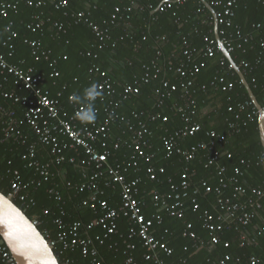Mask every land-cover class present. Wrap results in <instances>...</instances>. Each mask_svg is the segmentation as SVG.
<instances>
[{
  "label": "built area",
  "instance_id": "built-area-1",
  "mask_svg": "<svg viewBox=\"0 0 264 264\" xmlns=\"http://www.w3.org/2000/svg\"><path fill=\"white\" fill-rule=\"evenodd\" d=\"M72 0H0V21L9 18L12 12H18L19 5L24 2L28 6L37 9L44 8L48 4L53 5L58 10H66L70 7ZM160 4L154 12L169 13L177 15L178 8L187 0H158ZM263 1L264 0H260ZM237 0H220L213 2L219 10L213 15L214 28L202 33L201 44L195 45L189 38L184 36L181 42L180 51H175L169 60V70L175 76V81L162 78L163 66L161 62L162 52L158 51L157 56L150 63L145 64L143 74L137 76L133 83L123 86L119 97H115L117 89L109 79L106 70L94 63L89 69L94 81L102 92V96L95 101L96 120L91 123H84L76 118L75 113L83 107L81 104L73 103L71 98L76 93H71L66 97L68 102L65 106L62 102L63 93L68 89V84H63L57 88L56 78L60 76V71L55 68L58 59L52 58L53 51L44 46L40 38L27 40L32 47V54L36 61L45 60L50 62L53 71L48 83L44 74L38 73L34 66L12 63L8 56L13 55L15 48L13 39L17 32L13 31L4 41L3 45L8 48V53L0 50V96L11 104L8 107L0 106V143L11 144L13 151L18 146L24 150L19 153L21 167L15 165L12 158L4 161L0 160V180L8 178L6 196L21 206L25 211L33 210L37 206L35 191L42 188L44 184L50 182L56 175L55 169L63 163L68 162L73 165H82L85 171L78 181H67V187L85 194L81 201V206L90 209L97 217L90 222L79 220H66L64 217H57L54 224L57 228L55 238L50 230L45 231L46 238L58 246L60 262L69 264L70 252L79 250L84 259H89L91 264H103L99 258L98 245H106L107 240L111 241L110 248L118 246L119 241L114 240V236L127 244L125 251L127 264H139L135 256L129 253L136 246L134 240L142 243L145 253V260L150 264H169L160 257L162 251L167 255L173 254V248L156 236V227L164 221L165 215L183 219L186 215V203L184 192L190 187V171L187 169L178 183L168 180V189L163 192L155 190L152 192L151 203L153 206L152 217H147L144 213V203L137 195L139 188L128 180V173L131 168H140L141 161L148 163L146 174L150 180H160L166 173V168L152 163L155 153L152 149V129L143 120L148 116L151 122L167 123L168 115L161 112H133L130 118H123L120 115V105L123 101L130 99L133 95H138L144 85L154 81L159 83L156 86L158 97L157 107H166L167 100L176 99L170 107L175 108L181 121V125L174 130L165 129L169 134L163 138V146L167 156L176 155L182 161L192 162L199 153L207 156L206 167L216 169V184L202 179L198 186L193 189L191 204L193 210L198 208V197L204 193L215 194L216 212L209 210L203 214V227L209 232V239L204 241L193 230L191 222L186 223L183 236L193 239L198 248L208 247L213 251L218 245L230 247V242L222 238L226 223L235 222L243 227L240 233V246L247 243H257V238L251 236L248 227L256 219L261 210L264 209V180L253 186L249 191L241 183V178L251 167V162L243 161V165L235 168L231 175H228L227 167L222 163L223 157L232 158L233 152L226 147L230 137H234L241 128L246 127L254 117L259 114L257 108L248 113L246 117L241 114L236 115V120L229 122L227 132L210 130L207 133V140H198L193 144H187L191 137H195L203 130V125L199 121L197 111L196 95L198 91H207V85L197 87V75L207 66L209 60L217 58L219 69L213 77L210 85L215 89H221L228 93L235 87V81L230 80L229 71L234 70V65L223 54L219 40L216 37V19L218 23V36L227 51L235 53L243 50L244 46L253 40V35L247 34L235 23ZM138 5V0H124L122 4L114 6L109 17L101 22L92 20L90 10L74 11L65 13L69 21L53 20L44 11L33 16V20L28 23V28L33 33L42 32L47 23H51L58 32H67L72 23L85 22L89 24L96 36L95 48L85 52L87 57L98 59L99 50L105 49L113 40L114 29L128 23L133 12ZM153 9V4L149 5ZM176 10V11H175ZM262 24H257V29L262 28ZM11 30V29H10ZM9 30V31H10ZM198 32V30H197ZM215 33V37L212 33ZM123 37V36H122ZM165 39V38H164ZM263 51L258 62L264 59ZM160 58V59H159ZM64 59H67L65 56ZM176 59L178 63H176ZM244 68L252 71L254 66L247 58L241 60ZM233 72V73H234ZM77 79H75L76 81ZM256 79L254 78L253 81ZM57 88L56 94L53 87ZM55 92V91H54ZM211 96V95H210ZM227 102L229 110L234 111L233 97L228 95ZM220 104V103H219ZM264 107V106H263ZM136 122H134L135 120ZM123 129V134H128V146L131 155L126 160L119 159L116 151L120 150L122 139L116 137L115 130ZM161 129L163 127L160 126ZM122 135V133H121ZM70 153L71 155H69ZM48 157L47 160L44 156ZM260 161L264 163V160ZM119 188V196L110 200L105 197L106 189ZM49 194L60 200V192L54 188H48ZM226 191H230L228 194ZM49 213V210H45ZM62 215L66 216L65 210ZM40 214L35 213L32 218L37 224L40 223ZM126 219L128 224L127 235L120 230L121 220ZM96 227H102L105 234L92 236L86 233ZM259 235L264 234V226L260 229ZM233 260L231 254L209 257L204 264H229ZM237 262L241 258H235ZM186 263V261H184ZM260 258L252 255L248 264H259ZM0 264H18L10 249L1 243L0 235Z\"/></svg>",
  "mask_w": 264,
  "mask_h": 264
},
{
  "label": "trees",
  "instance_id": "trees-1",
  "mask_svg": "<svg viewBox=\"0 0 264 264\" xmlns=\"http://www.w3.org/2000/svg\"><path fill=\"white\" fill-rule=\"evenodd\" d=\"M123 0H72L70 7L66 10H58L53 5L48 4L44 8L37 9L21 2L18 12H12L9 18L0 21V50L8 53V48L3 45L8 36L13 32H17V36L13 39L15 48L13 55L8 56L12 63L20 64L25 62L27 66H34L38 73L44 74L47 81H51L49 75L53 71L50 62L41 60L36 61L32 54V47L27 40L40 38L47 48L53 51L52 58L58 59L55 66L60 71V76L56 78L57 88L63 84H68V89L63 93L62 102L67 106L66 97L71 93L83 95V90L99 79L95 77L94 81H90L91 74L89 72L92 64H98L103 70H106L109 79L113 82L117 89L115 97H119L123 86L133 83L137 76H141L144 72V65L151 62L157 56V52L161 51V64L163 66L162 78L175 81V76L169 70V60L175 51H180L182 38L186 36L195 45L201 44L202 33H206L209 29L214 28L213 15L218 6L213 2L220 0H187L181 5L177 15H173V11L169 13L154 12V9L160 4L158 0H138V5L133 12L132 19L125 25L114 29L113 40L108 46L99 50L98 59L87 57L85 52L89 49L95 48L96 36L85 22L72 23L67 32H58V29L51 23H47L42 32L33 33L28 28V23L33 20V16L41 11H44L47 16H51L53 20L69 21V17L65 13H72L74 11L90 10L92 13V20L101 22L103 19L110 16L113 8L117 4H122ZM224 2L228 0H222ZM89 2V4H86ZM124 2V1H123ZM153 4L154 8H149ZM208 5H211L210 9ZM235 23L240 25L245 33L253 35V40L244 46L243 50H238L231 53L235 63L244 73L252 91L259 103L264 106V59L258 60L262 55L264 42V2L260 0H237ZM261 23L262 28L257 29V24ZM11 25V30H5L6 26ZM198 30V32H197ZM212 35L215 37V33ZM123 36V37H122ZM165 38V39H164ZM67 59H64V57ZM159 58V59H160ZM247 58L254 66L252 71L244 68L241 60ZM217 60V58H215ZM176 63H178L176 59ZM219 69L218 60H209L207 66L197 75V87L206 84L207 91H198L197 111L199 121L203 125V130L195 137H191L187 144H193L198 140H207V133L210 130H217L220 132H227L229 122L236 120V115L241 114L246 117L248 113L253 112L257 108L252 101L247 87L242 83L239 75L234 70H230L229 78L235 81V87L231 92L225 93L221 89L211 87L210 83L213 77L217 74ZM234 72V73H233ZM256 79L253 81V79ZM75 79H77L75 81ZM159 82L154 81L148 85H144L138 95H133L130 99L125 100L120 105V115L123 118H130L133 112H147L151 113L161 112L162 115L169 116V122L162 123L151 122L148 116L143 117V120L152 129L151 151L155 153L153 159L154 164L164 166L166 173L161 176L160 180L153 181L146 174L148 163L141 161L140 168H131L127 177L139 188L137 198L144 203V213L147 217H152L153 206L151 203L152 192L159 190L160 192L168 189V180L178 183L181 175L188 169L190 171V187L184 192V201L186 203V215L183 219L165 215L164 221L161 225L156 227V236L163 238L170 247L173 248V254L167 255L160 251L159 255L169 264H204L209 257L221 256L231 254L233 260L229 264H248V260L252 255L260 258L259 264H264V234L259 235L260 229L264 226V209L261 210L260 215L252 221L248 227V232L251 236L257 238V243H247L244 247L240 246V233L243 227L241 224L235 222L230 225L226 223L225 231L221 234L223 240L230 242V247L226 248L223 245H218L213 251L208 247L198 248L193 239L183 236L186 223L193 224V230L207 241L210 237L209 232L203 227V214L209 210L216 212V197L213 193L202 192L198 197V208L193 210L191 204V196L193 189L198 186L202 179L216 184L218 178L216 177V169L214 167H206L207 156L205 153H199L192 162L181 161L178 156L173 155L168 157L166 149L163 146V138L169 133L165 129L174 130L181 125L180 117L173 105L175 98L167 100L166 107L159 109L157 107L158 97L156 94V86ZM57 88L55 86L56 94ZM217 98L219 107L215 112H210L202 117V109L206 106L207 98L209 96ZM228 95L233 97L234 111L229 110V103L227 102ZM10 101L0 96V106L8 107ZM135 120V119H134ZM136 122V120L134 121ZM163 127V129L160 128ZM122 128L115 130L116 137L122 139L121 148L117 150L119 159L126 160L131 155V150L128 146V134H123ZM122 133V135H121ZM11 144L4 141L0 143V160H8L12 158L15 165L21 167L19 153L24 150L22 146H18L11 151ZM233 152L232 158L223 157L222 163L227 167L228 175H231L233 170L243 165V161L251 162L250 169L247 170L246 175L241 178V183L249 191L253 186L258 185L264 180V163L260 161L261 156L264 155V147L260 138L259 131V114H257L253 121L246 127L241 128L234 136L230 137L229 144L226 147ZM71 155L70 153H68ZM47 160L48 157L44 156ZM85 171L82 165H73L68 162L56 167L55 177L42 188L35 191L34 195L37 201V206L33 210H27L29 217L34 218V214H40L39 229L42 233L50 230L52 237L55 238L57 228L54 220L57 217H64L66 220H79L82 222H90L97 216L88 208L81 206V201L85 194L79 193L74 189L67 187V181H78ZM8 178L0 180V190L7 193ZM48 188H54L60 192V200L47 191ZM230 191H226L228 194ZM119 188L106 189L105 197L113 200L118 198ZM49 213H45V210ZM62 210H65L66 216L62 215ZM128 224L127 220H121L120 230L122 234L127 235ZM96 234H105L102 227H96L92 231L86 233L88 236ZM115 241H119L118 246L110 248L111 241L107 240L106 245H98L99 258L103 264H127V255L125 253L127 244L118 237L114 236ZM135 248L129 250L133 254L139 264H150L145 260V249L142 243L134 240ZM55 251L58 246H55ZM68 257L71 259L69 264H91L89 259H84L79 250L70 252ZM241 258L237 262L235 258ZM186 261V263L184 262ZM61 263L63 260L61 258Z\"/></svg>",
  "mask_w": 264,
  "mask_h": 264
},
{
  "label": "water",
  "instance_id": "water-1",
  "mask_svg": "<svg viewBox=\"0 0 264 264\" xmlns=\"http://www.w3.org/2000/svg\"><path fill=\"white\" fill-rule=\"evenodd\" d=\"M210 9L211 5H208ZM216 37L225 57L234 65L242 83L247 87L250 97L259 111V131L264 147V107L259 103L244 73L235 63L218 36L216 19ZM0 235L1 243L12 252L18 264H61L59 253L54 243L49 241L39 229L38 224L28 216L26 211L9 199L0 190Z\"/></svg>",
  "mask_w": 264,
  "mask_h": 264
},
{
  "label": "clouds",
  "instance_id": "clouds-1",
  "mask_svg": "<svg viewBox=\"0 0 264 264\" xmlns=\"http://www.w3.org/2000/svg\"><path fill=\"white\" fill-rule=\"evenodd\" d=\"M11 29V25L6 26V31ZM102 96L98 85L93 83L83 90V95H74L71 100L73 103L81 104V110L75 113L77 119L84 123H91L96 120L97 113L95 110V101ZM264 160V157H262Z\"/></svg>",
  "mask_w": 264,
  "mask_h": 264
},
{
  "label": "crops",
  "instance_id": "crops-1",
  "mask_svg": "<svg viewBox=\"0 0 264 264\" xmlns=\"http://www.w3.org/2000/svg\"><path fill=\"white\" fill-rule=\"evenodd\" d=\"M124 1V0H123ZM122 1V3H123ZM86 4H89V2H86ZM214 61H217L216 59H214ZM49 83V81H48ZM53 90H55V87H53ZM207 104L206 106L202 109V117L206 116L208 113L210 112H215V109L217 107H219V104L217 103V98L216 97H213V96H209L207 98Z\"/></svg>",
  "mask_w": 264,
  "mask_h": 264
}]
</instances>
